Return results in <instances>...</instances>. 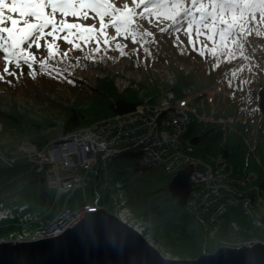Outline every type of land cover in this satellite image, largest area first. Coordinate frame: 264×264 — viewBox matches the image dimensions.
I'll return each mask as SVG.
<instances>
[{"label":"trees","instance_id":"16d2710c","mask_svg":"<svg viewBox=\"0 0 264 264\" xmlns=\"http://www.w3.org/2000/svg\"><path fill=\"white\" fill-rule=\"evenodd\" d=\"M256 19L259 21V17ZM263 24H258V29L252 26L253 40L250 39L252 32L247 38L253 42V47L246 46L243 54L230 41L219 39L215 35L217 30L210 32L204 28L208 35L195 36L193 44L178 40L179 45L174 44L177 55L193 63L195 69L188 74L177 69L173 72V83L170 85L164 83L152 69L151 62L158 59L155 53L149 51H144L131 63L135 66L130 69H141L144 79L138 82L132 80L125 93L118 92L111 78V67L115 66L113 57L103 56L105 62L96 63L100 65L97 68L108 72L102 77H95V84L62 72L50 74L47 67L41 71L39 65L37 71L31 70V74L26 75V68L25 77L32 79H24L25 83L33 80L32 73L35 72L48 82L51 89L46 91L54 92L53 88L57 85L68 88L69 92L66 93L65 104L57 109L52 107L53 111L47 110L49 114L42 116L30 115L27 110L20 111L15 100L2 101L3 97H0V207L10 210L12 207H23L29 214L40 213L43 221L47 222L65 209L72 212L84 206H94L113 211L110 196L115 192L114 187L119 185L126 196L127 207L147 224L150 241L158 245L163 255L196 259L202 254L212 253L228 234L233 233L234 223L238 227L234 231L235 237H251L256 230L252 219L257 212L251 210L245 213L241 205L243 201H251L255 193L264 198V115L258 107V92L264 87ZM176 28L171 21L162 29L164 36L177 35ZM201 41H206V46L199 45ZM120 42L125 44L123 40ZM134 48L136 50L131 47L130 51H126L123 46L119 51L124 54L140 51ZM88 58L87 55L80 56V61L85 63ZM25 83L22 85L27 88ZM136 85L137 88H133ZM185 88L192 89L190 98L182 92ZM13 90H16L15 87ZM141 90L150 98V104L156 103L169 91L185 106H194L193 119L182 137L183 144L190 146L192 155L203 162L211 163L221 157L232 165L233 175L240 181L234 184L239 195L223 214L225 221L221 223V233L217 237L208 235L207 213L197 214L188 206L176 205L167 187L172 175L162 165L141 162L139 148L123 150L107 164L108 190L100 188L101 171L98 170L84 188L59 196L47 185L45 166L15 153L19 144L44 147L59 135L130 113L143 103L139 95ZM55 127L60 129L57 134ZM9 158L14 160L5 161ZM251 178H256L257 188L250 186ZM25 211L18 213L14 210L13 215L0 214L4 217L0 219V238L23 229L20 224ZM259 219L262 224L255 235L264 241V213Z\"/></svg>","mask_w":264,"mask_h":264},{"label":"rangeland","instance_id":"374dc122","mask_svg":"<svg viewBox=\"0 0 264 264\" xmlns=\"http://www.w3.org/2000/svg\"><path fill=\"white\" fill-rule=\"evenodd\" d=\"M109 2L115 3L118 7H120L122 9V13L127 12L128 9H132L134 12L137 13V16H134L132 18L133 20L132 26L127 27V30H125V28L122 27L119 35H117L115 33V29L111 27H108L106 28L105 31L100 32L98 17L96 19H88L85 21L72 17L71 15H68L64 18L67 23H80L82 27L79 29H73L71 34H69L67 31H57L56 33H54L53 36L44 35L37 42L40 45L39 48L36 47V44H32L31 48L28 47V44L21 45L22 49L24 50V54L29 56L30 63L32 64L31 69H28L30 67L24 65L22 61L20 62V66L17 67L14 58H11L8 53L1 51L0 77H2V79H0V97L1 98L3 97L2 101L13 99L19 105L20 111L27 110L31 113L30 115L33 116H42L45 114H49L48 113L49 111H53L52 107L54 109H57L59 108L58 106L66 103V98H67L66 93L69 92L68 88L55 85V87L53 88L55 93L46 91L48 89H51L50 87H48V82L45 79L39 78V74L35 72L32 73L33 80H31V82L27 84V82L26 83L24 82V79L26 78L32 79V78L25 77L24 70L27 68L25 70L26 71L25 74L28 75L29 73H31V70L37 71L38 70L37 66L39 65L40 67V65L43 64L45 65V67L49 69L52 68L59 69L64 74L72 75L77 78H82L88 80L91 84H95V80H94L95 77H102L105 75L106 72H108L107 70L101 71L99 68H97L100 66L96 64L97 62L99 63L105 62V58H102L103 56H105L106 58L113 57L112 60L115 66L111 67L113 73L110 75L112 80L115 81V85L117 87L118 92L125 93V88L132 85L131 82L132 80L135 82L143 81L144 74H142L141 69L133 68L135 69L133 70L130 68L135 66V64L132 65L131 63L137 60L136 58L138 56L146 53V51L151 52V54L155 53L158 60L157 62L155 61L151 62V64L153 65L151 67L152 69L155 70V73L162 79L164 83L170 85L173 83V72L177 71V69L180 70L181 66L182 68L184 67L185 74H188L195 69L193 63H190L189 61L187 62L177 55V52L175 51L174 48V44L179 45L177 42H179L180 40L185 42L186 41L189 42V40H191V42L189 43L193 44L195 42L194 40L196 39L195 36H197L194 33H196L195 30H197L198 28L202 32L206 30H209L210 32L217 30L216 27L212 26L211 24H209L207 26V29L204 30V25L203 24L200 25V23L198 22L199 20L198 14L194 12V15H196L197 18L193 20L191 27H189L188 23L186 22L187 18H185V23L183 24L182 27H180V30L177 32V35L171 34L170 37H167L164 36L162 29L166 28L169 24H171L172 21L166 18V15L171 13V8L168 6V0H163V3H161L159 6L148 5L150 14L145 13L144 19H140L138 15L139 13L144 12V8H145L144 4H140V0H135V4L132 3V0H109ZM125 3L127 4V8L124 7ZM136 5H140V6L136 7ZM185 6L188 7L190 6V4L186 2ZM45 11L47 12L48 9H45ZM89 15L92 16L94 14L90 12ZM257 17H259L258 13H257ZM55 19L59 20L60 19L59 15H57ZM177 19H179V17H177ZM108 23L109 22L107 18H105V24L107 25ZM87 26H94L92 28L91 33L85 31V27ZM176 26L178 27V25ZM254 27L258 29L259 25H255L253 26V28ZM50 30H51L50 27L48 29H45V33H47ZM81 33H83V35H81ZM186 33H190L191 35L190 36L186 35ZM89 35H90L89 39H84V36H89ZM97 36H100V39H97ZM252 36L254 37L253 32L251 33L250 36L251 40H253ZM65 37H67V39H65ZM119 39L123 40V43L125 44H122ZM69 41H71V43H69ZM133 43H135V46H133ZM199 45H203V44L200 43ZM123 46L126 49V51H130L131 47H133V49H135L134 47H136L140 51L125 52L124 54L123 52L119 51L122 50L121 48ZM92 53H94L95 56ZM84 55H87V57H89L88 58L89 60L86 61L85 63L80 61V56L82 57ZM6 57L8 58L6 59ZM5 69H7L9 72L14 71L16 75L15 76L8 75ZM8 81H11V83L9 84ZM22 83H25L27 88H24ZM13 87H15L16 90L12 91ZM135 87L137 88V85L134 86L133 88ZM182 92L186 95V98H190V96L192 95L191 88H185L182 90ZM143 93L144 90H141L139 92V95L142 96L143 98L142 104L148 103L149 105H156L161 99L167 96L169 91L165 92L164 95L154 104H150L148 102L150 98L146 97ZM172 95H173V99H171L172 102L174 103L177 102L178 100L181 102V105L184 107L183 102L177 99L174 94ZM50 100L53 101L51 102ZM5 106L3 107L6 108ZM189 106L190 104L187 105V107ZM56 130H57L56 134L60 132L59 127L57 128L55 127L54 131ZM25 145L32 146L33 148L35 146L31 143L19 144L17 146L15 153L20 154L19 152L20 148L24 147ZM37 149L39 150V147H37ZM175 175L176 174L172 175V177H174ZM255 179L256 178H251L249 182H250V186L257 188V185L255 184ZM256 194L257 193H255L253 196H255ZM110 204H111V209H113L114 211H116V208L119 207V203L116 201V198L115 199L111 198ZM249 204L250 203L248 204L243 203L241 205L242 209L243 210L250 209ZM186 206H188V204ZM221 207H223V205ZM221 207L219 210H221ZM224 207L225 208L223 211L225 213L229 206L227 207L224 206ZM99 208H104V207H98V209ZM22 209L23 207H20L18 209H16V207H12V210L5 209L4 207H0V214L3 215L9 213L13 215L14 210L18 211V213H21L22 211H25V209L23 210ZM84 209H86V206L83 207V210ZM83 210L81 211V213L83 212ZM219 210H217V207L215 206L213 209L209 211L208 214V216H211V214L212 216H218V218L211 217L210 219H208L209 222L208 227L210 228L208 231V235L211 238L217 237V235L221 233L220 225L221 223H223V221H225L223 216L224 213L220 215ZM114 211H108V212H110L115 217H117L121 222L135 229L137 232L139 231V233H141L148 241L151 240L148 226L141 219L137 218L131 212L132 214L130 216L126 215V219L122 221L123 219L122 218L120 219L118 216H116V212ZM26 213L27 211L22 213V217L23 216L24 217H23V222L20 224V227H23V229L21 228V231L18 233L14 231L8 236L0 238L1 239L0 242L15 243L18 241H10V240H13L14 238L19 239L20 237L27 240L19 241V242L38 240L37 236L39 232L37 233V231L39 230V227L48 225L51 220L48 222L43 221L40 213L39 215L38 213L37 214L36 213L26 214ZM245 213H247V211H245ZM233 226L234 225H232V227ZM258 228L259 227H255L256 230L255 232H253L250 239L253 240V242H261L264 244V241H262L263 239L260 240L255 235V233H257L258 231L257 230ZM211 232H213L214 234L212 235ZM6 238L9 241H7ZM226 239L222 240V242L218 244L217 248L228 245L242 246L247 243L239 238H234L231 234H228ZM153 245L160 251L158 245L155 244ZM163 256L166 258H171L167 254Z\"/></svg>","mask_w":264,"mask_h":264},{"label":"built area","instance_id":"2783aa9c","mask_svg":"<svg viewBox=\"0 0 264 264\" xmlns=\"http://www.w3.org/2000/svg\"><path fill=\"white\" fill-rule=\"evenodd\" d=\"M181 70L185 72L182 66ZM171 99L173 95L169 92L156 105L140 104L130 113L59 135L39 150L35 146L33 148L25 145L19 152L27 159L46 167L47 185L59 196L84 188L98 170L101 171L100 188L108 190L110 182L105 171L107 164L121 151L139 148L141 162L148 165H162L169 174L174 175L188 165L193 166L189 178L194 186L189 193L188 207L197 214H209L215 206L219 210L223 205L219 210L222 215L224 206L235 203V196L239 194L234 184H239L240 181L234 177L232 165L226 159L220 157L211 163H206L192 155V148L183 144L182 137L193 119L191 115L194 114L195 108L194 106L185 107V105L183 107L180 101L173 103ZM12 159H5V161L12 162ZM119 187V185L114 187L115 192L111 193L110 199L116 198L119 207L113 211L124 221L126 215L130 216L132 213ZM243 203H250V209L245 211L257 212L256 217L252 219V224L255 227L261 226L262 222L259 218L264 213V198L256 194L251 201L247 200ZM86 209L95 210L98 207L86 206ZM82 210L83 208L72 212L68 209L63 210L48 225L39 227L37 239L57 235L59 232L56 233V231L59 230V226H62L60 223L70 221L74 215H80ZM211 217L218 218L212 214L207 216L208 219ZM233 225L231 235L237 238L234 236V231L236 232L238 227L236 224ZM55 226L57 227L53 229ZM211 234L214 233L211 232ZM250 238L239 239L247 242L245 246L257 243ZM6 240L9 241L7 238ZM24 240L27 239L20 237L10 241ZM227 247L242 246L228 245Z\"/></svg>","mask_w":264,"mask_h":264},{"label":"snow or ice","instance_id":"6c2138e0","mask_svg":"<svg viewBox=\"0 0 264 264\" xmlns=\"http://www.w3.org/2000/svg\"><path fill=\"white\" fill-rule=\"evenodd\" d=\"M186 2L190 6L186 7ZM132 3L135 4V0H132ZM161 3L163 0H140V4H144L145 8L144 12L138 14L139 18L144 19L145 13H149L148 5L159 6ZM139 6L136 5V7ZM168 6L171 8V13L167 14L166 18L172 20L174 25H178L177 31L185 23V18L189 27L192 26L193 20L197 18L194 15L195 12L205 29L209 24L216 27L215 35L221 40L230 41L242 54L246 46L253 47V42L247 38V35L252 32V26L264 23V0H168ZM124 7L127 8L126 3ZM5 8L10 13L19 12L21 18L30 19H22L24 27H17L20 22L11 15L5 16ZM45 9L48 11L46 12ZM90 12L94 15L90 16ZM257 13L259 21L256 19ZM57 15L60 17L59 20L55 19ZM68 15L85 21L98 17L100 32L111 27L119 35L122 27L127 30V27L132 26V18L137 16V13L132 9L122 13V9L115 3H110L109 0H0V51L14 58L17 67L22 61L24 65L31 68L29 56L24 54L21 45L28 44L31 48L32 44H36L39 48L40 45L37 42L44 35L53 36L57 31H67L71 34L73 29L82 27L80 23H67L64 18ZM105 18L109 22L107 25ZM8 24L11 27H8ZM49 27L51 30L45 33V29ZM93 27L87 26L85 31L91 33ZM186 35L191 34L186 33ZM196 35L197 37L207 36L208 33L206 31L202 33L198 28ZM89 38L90 35L84 36V39ZM97 39H100V36H97ZM201 44L206 46V41H201ZM40 70L45 71V65L41 64ZM5 71L8 75H16L14 71L9 72L7 69ZM47 71L50 74L61 72L55 68L47 69ZM8 83L10 84L11 81ZM262 104H264V98H262Z\"/></svg>","mask_w":264,"mask_h":264},{"label":"water","instance_id":"95a60500","mask_svg":"<svg viewBox=\"0 0 264 264\" xmlns=\"http://www.w3.org/2000/svg\"><path fill=\"white\" fill-rule=\"evenodd\" d=\"M264 115V87L258 92ZM193 166L179 170L168 183L178 207H186ZM56 236L28 242H0V264H264V244L218 247L196 259L166 258L141 233L104 208L84 209ZM75 220V221H74ZM57 232V231H56Z\"/></svg>","mask_w":264,"mask_h":264},{"label":"bare ground","instance_id":"6f19581e","mask_svg":"<svg viewBox=\"0 0 264 264\" xmlns=\"http://www.w3.org/2000/svg\"><path fill=\"white\" fill-rule=\"evenodd\" d=\"M4 14H5V16L11 15V16H13V18L17 19V20L20 22V23H18L17 27H24V25H23V23H22V19H30V18H28V17L21 18L19 12H16V13H10V12L7 11L6 8H5V10H4ZM16 15H17V16H16ZM7 26L11 27L10 24H8ZM0 52H1V51H0ZM2 52H3V51H2ZM74 221H75V220H74ZM72 223H73L72 220H70V221H66V222L62 221V222L60 223V224H62V226H61V227L59 226V230H58L56 233L61 232L64 228L69 227ZM56 227H57V226L53 227V229H55Z\"/></svg>","mask_w":264,"mask_h":264},{"label":"clouds","instance_id":"9594fccd","mask_svg":"<svg viewBox=\"0 0 264 264\" xmlns=\"http://www.w3.org/2000/svg\"><path fill=\"white\" fill-rule=\"evenodd\" d=\"M0 218H2V217H0ZM4 218V217H3Z\"/></svg>","mask_w":264,"mask_h":264}]
</instances>
